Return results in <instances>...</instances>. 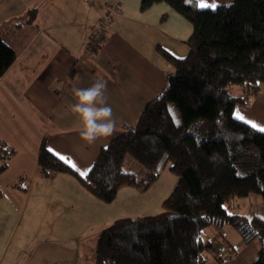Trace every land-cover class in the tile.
<instances>
[{
    "label": "crops",
    "instance_id": "0c3cea01",
    "mask_svg": "<svg viewBox=\"0 0 264 264\" xmlns=\"http://www.w3.org/2000/svg\"><path fill=\"white\" fill-rule=\"evenodd\" d=\"M142 1L95 0L91 5L85 0H0V37L16 55L0 78V142L15 150L0 173V264H95L97 240L93 248L85 244L91 232L98 239L116 220L139 215L134 194L145 191L124 187L107 204L73 176L44 177L39 153L45 143L70 157L76 168L67 165L76 173L88 174L101 149L125 127L135 126L147 105L168 86L175 68L162 52L186 57L193 25L164 2L143 12ZM195 1L200 9H213L201 7L205 3H214V9L233 3ZM113 6L116 11L104 43L88 52L91 30ZM98 76L107 81L106 104L116 127L111 137L88 145L79 138L82 125L70 108L75 103L73 89L90 87ZM232 94L240 97L242 88L234 86ZM237 113L264 127V86L250 103H238L235 118ZM122 193L137 206L123 209L125 198L115 204ZM251 196L244 212H235L233 202L232 213L264 217L253 210L259 206L263 212L264 200ZM231 228L213 227V233H206L207 228L203 236L211 242L223 238L235 252L224 264H254L259 241L245 244ZM204 255L208 264H220L209 251Z\"/></svg>",
    "mask_w": 264,
    "mask_h": 264
},
{
    "label": "trees",
    "instance_id": "16d2710c",
    "mask_svg": "<svg viewBox=\"0 0 264 264\" xmlns=\"http://www.w3.org/2000/svg\"><path fill=\"white\" fill-rule=\"evenodd\" d=\"M161 2L193 25L186 57L162 52L175 68L168 86L135 126L125 127L101 149L85 178L45 143L39 153L41 174L73 176L107 204L124 187L148 190L167 166L178 176L163 212L118 219L99 234L95 264H208L205 251L224 264L235 252L224 240L225 253L218 254L215 239L203 236L209 227L224 226L245 244L259 241L254 264H264V217L230 209L251 195L264 200V132L234 117L235 106L250 103L264 86V0H233L216 9H200L195 0H143L141 10ZM15 59L0 37V78ZM234 86L243 95L235 97ZM14 153L0 142V173Z\"/></svg>",
    "mask_w": 264,
    "mask_h": 264
},
{
    "label": "clouds",
    "instance_id": "9594fccd",
    "mask_svg": "<svg viewBox=\"0 0 264 264\" xmlns=\"http://www.w3.org/2000/svg\"><path fill=\"white\" fill-rule=\"evenodd\" d=\"M106 90L107 81L99 76L90 87L73 89L75 103L71 105L70 111L81 122V142L88 145L111 137L115 131L112 109L106 104Z\"/></svg>",
    "mask_w": 264,
    "mask_h": 264
},
{
    "label": "rangeland",
    "instance_id": "374dc122",
    "mask_svg": "<svg viewBox=\"0 0 264 264\" xmlns=\"http://www.w3.org/2000/svg\"><path fill=\"white\" fill-rule=\"evenodd\" d=\"M178 182H179L178 176L175 175L174 173H172L168 166L165 167L162 170V172L160 173L159 179L154 183L153 186H151L145 192H141V191H139L138 193L135 192L136 194H134V198L139 203V208H138V213H137L139 215H134L133 218H138L137 216H140V217L155 216V215H158L161 212H163V210H164L163 203L174 192L176 186L178 185ZM126 194L127 193L120 194L118 202H115V204L116 203H118V204L123 203V199L125 198V201H124L123 206H122L123 209H126V208L131 207V206L136 207L137 203L131 197H128V196L125 197ZM251 197L254 198V197H258V196H251ZM250 199H252V198H244V199L237 200L234 203L235 212H237V213L244 212V210L247 208V203L250 204V202H252ZM148 203L150 204L149 208L147 207ZM232 207H233V203L230 206V209ZM253 210L256 212L254 214H264V211L262 212L259 209V206H257ZM230 228H231V226H230ZM231 229H232L231 231H232V233H234V235L238 234L233 228H231ZM213 232H214L213 227H210L206 230V233H213ZM91 233L94 234L95 231L91 232ZM92 234H90V236H88V239L85 242V244L88 248H93L94 245L96 244V240H97L96 234L97 233H95L94 235H92ZM223 240H224L223 238L215 237V240H214L215 243L214 244L216 245V243H217V245L219 246V245H221V243L222 244L224 243ZM233 240H234V238L229 239V241L234 242ZM78 250H79V255L81 256L83 250H82V248H78ZM87 251H88V249L85 248V252H87Z\"/></svg>",
    "mask_w": 264,
    "mask_h": 264
},
{
    "label": "built area",
    "instance_id": "2783aa9c",
    "mask_svg": "<svg viewBox=\"0 0 264 264\" xmlns=\"http://www.w3.org/2000/svg\"><path fill=\"white\" fill-rule=\"evenodd\" d=\"M85 1L91 5L95 3V0H85ZM115 11H116V6H113L109 10L102 12L98 24L90 32L87 43L88 52L93 53L97 51V49L104 43L112 22V14ZM216 252L218 254L225 253V249L222 243L219 246L216 243Z\"/></svg>",
    "mask_w": 264,
    "mask_h": 264
},
{
    "label": "snow or ice",
    "instance_id": "6c2138e0",
    "mask_svg": "<svg viewBox=\"0 0 264 264\" xmlns=\"http://www.w3.org/2000/svg\"><path fill=\"white\" fill-rule=\"evenodd\" d=\"M201 7H211V8L214 9L216 7V5L214 3L211 4V5L205 3V4H201ZM236 118L241 120V121H243V122H245V123H247V124H249V126L252 127L253 129H255L257 131H260V132H264V127L259 126L255 122L247 120V118L244 117L243 115L237 113L236 114ZM48 150H49V152L53 153V155H56L58 157V159H60L64 163L69 164L73 168H76L75 163H73L71 161L70 157H66V156H64L62 154H59V153L55 152L54 149H52V148H49ZM89 171H90V169H89ZM81 175H87V173L86 172H81Z\"/></svg>",
    "mask_w": 264,
    "mask_h": 264
}]
</instances>
